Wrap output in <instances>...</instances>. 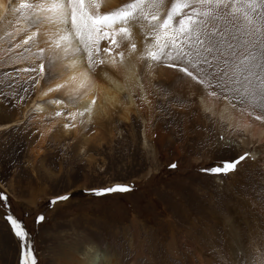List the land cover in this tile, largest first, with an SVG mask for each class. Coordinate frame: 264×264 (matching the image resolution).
Masks as SVG:
<instances>
[{"label": "rangeland", "instance_id": "1", "mask_svg": "<svg viewBox=\"0 0 264 264\" xmlns=\"http://www.w3.org/2000/svg\"><path fill=\"white\" fill-rule=\"evenodd\" d=\"M171 3L165 0L164 8ZM6 15L0 22V125L7 124L0 128V192L8 196L9 207H0V264H21L20 243L5 218L9 214L28 231L37 264H62L72 254L71 263L79 264L76 257L85 247L106 252L115 264H261L264 160L248 156L228 175L201 172L223 160L253 155L251 142L242 144L241 129L207 114L194 95V106L187 107L182 119H169L162 101H154L152 116L130 113L122 120L114 115L89 121L79 133L67 107L52 110L45 99L41 103L47 114L39 116L31 107L39 86L30 77L45 84L43 77L20 71L37 66L38 59L27 60L26 46L6 59L16 49L3 48L15 38L6 31L17 25L12 19L31 13ZM137 37L142 42L141 31ZM162 72L153 83L158 100L165 94L191 95L179 74L168 68ZM214 100L219 106L225 102ZM179 106L166 103L169 112ZM245 111L253 119L264 115L260 108ZM147 124L150 134L144 144L141 133ZM170 163L177 167L169 168ZM116 184L132 190L93 194ZM66 193L68 200L49 207L50 200ZM41 214L45 219L37 223Z\"/></svg>", "mask_w": 264, "mask_h": 264}, {"label": "snow or ice", "instance_id": "2", "mask_svg": "<svg viewBox=\"0 0 264 264\" xmlns=\"http://www.w3.org/2000/svg\"><path fill=\"white\" fill-rule=\"evenodd\" d=\"M164 5L165 0H126L120 7L102 12L100 0H36L35 3L21 0L15 11L28 10L31 15L25 19L36 31L14 47L44 46L38 47L37 59L42 62L20 71L35 72L37 77L47 75L51 79L58 64L64 71L74 72L82 62L86 65L83 75L95 74L98 68L108 63L100 58L101 53L110 55L125 41L131 53L137 52L134 29L139 28L143 42L139 59L147 62L149 68L163 66L171 69L193 92L227 100L233 108L242 105L244 107L238 109L242 113L247 107L264 110V0H172L166 12ZM104 42L108 46L101 48ZM46 50L51 55L45 56ZM69 51L78 55L68 56ZM117 56L120 57L119 63L123 64L125 53L118 52ZM45 59L47 67L43 62ZM111 64L117 65L115 57L111 58ZM30 79L40 83L36 77ZM74 79L75 76L70 77V80ZM62 87L64 85H56L57 89ZM81 87L86 85L81 84ZM54 90L48 89L49 92ZM55 103L65 102L58 99ZM95 103L93 99L92 104ZM90 111V107L85 108L79 116ZM55 115L59 117L62 113L58 111ZM68 115L73 120L77 117L75 112ZM255 119L264 121V115H256ZM248 156L245 153L235 159L223 160L218 166L203 168L201 172L228 175L235 172ZM168 167L176 168L177 165L170 163ZM131 190L130 185L116 184L93 190V194L99 196ZM69 197L68 193L57 195L49 201V207ZM0 201H3L0 207H9L4 192H0ZM5 218L20 243L21 264H37L28 241L29 233L22 221L11 214ZM44 219L41 214L36 222L41 223Z\"/></svg>", "mask_w": 264, "mask_h": 264}, {"label": "bare ground", "instance_id": "3", "mask_svg": "<svg viewBox=\"0 0 264 264\" xmlns=\"http://www.w3.org/2000/svg\"><path fill=\"white\" fill-rule=\"evenodd\" d=\"M30 1H32L33 3L36 2V0ZM20 2L21 0H0V22L4 21L7 11L13 12V10L19 7ZM124 2H126V0H100L101 11L108 12L110 10H114L115 8L120 7ZM168 7L164 8L165 12L167 11ZM24 18L25 17L23 16H17L15 19H12L13 22H17V25L15 27H13L12 25L10 26V28L7 27L6 29L7 33H9L8 35L10 36V38H15H13V40H9V42L7 41L9 45L7 44V42H4L5 44L3 48L11 46L12 50H18H14L15 52L11 53V55H7L6 59L13 58L16 53H19L20 49L24 47L23 46L21 48H15V44L22 42L27 35H29L33 31H36V28ZM139 31V28L134 29V42L137 45V52L131 53L128 42L125 41L121 44L120 48H114L110 55L101 53L100 58L108 61V63L98 68L95 74L83 75L82 73H84L86 65L82 62L77 65V70L74 72H66L63 70V67L58 64L53 72V77L49 79L48 76L45 75L42 79L44 80L45 84H42V82L41 84H38L39 87L36 92V96L31 102L33 111H35V113H37V115L39 116L47 114L46 106L41 103L45 99H48V105L49 103H51L50 106L52 105V110H61L62 108L67 107L69 108V111L71 113H77V117L74 120L75 122H77V128L75 127V129L73 130L75 133H79V130L89 121L96 123L94 121H96L97 119L98 122L99 120L111 118L113 119L114 115H117L118 118L122 120L130 117V113H139L140 115L145 113V115L149 114L148 116H152L154 114H152L154 101H162V111L168 114L169 119H182L180 116L186 115L187 107L189 105L194 106V95L197 96V106L201 107L207 114L214 116L219 121L226 122L228 126H231L234 129H241L245 134V140L243 139L242 144L251 142L250 146L254 149V151L252 152L253 155L249 156L252 157V159L254 158L255 161H263L264 127H261L262 121L260 120L261 122L259 124L256 119L252 118V116L254 115H249L248 111H244L242 113L238 111L237 108H233L231 105H229L226 100L221 106H219V104L217 103L218 100H214L215 97L212 98L205 94L200 95L196 92H193L191 88V95L189 97L183 94H179L180 96L184 97L178 98L173 95L165 94V98H163V100H158L156 98L157 91H154L155 89L153 87V83L156 78L163 73L162 69L165 67L160 66L161 68H155L154 66L152 68H149L147 62H143L139 59V53L143 49V44L140 40V37H137V32ZM116 39L117 41H119V37H116ZM25 46L27 49L30 48L29 54L31 56H28L27 60L34 61L35 59H37V55L39 54L38 47H42L44 45H38L37 48L32 47L31 44ZM107 46V42L101 43V48ZM121 51L125 53L123 64L119 63L120 57L117 56V53ZM48 55H51V53L46 50L45 56ZM67 55L75 56L78 54L69 51ZM112 57H115L117 61V65L115 67L111 64ZM65 61L67 62V57H65ZM41 62L42 61L38 59V65ZM43 62L47 67V59H45ZM22 66H25V63L22 64ZM71 76H75V79L70 80ZM58 84L64 85V87L57 89L56 85ZM81 84L86 85V87H81ZM177 86L178 90L180 91V85ZM50 88L55 90L49 92L48 89ZM173 89L177 90V88L175 87H173ZM58 99L65 100V103L56 104L55 101ZM93 99H95L96 101L95 104H92ZM176 99H178L177 103H175V101H172ZM67 103L71 105H68ZM166 103H173L180 106L176 110L169 112L166 109ZM143 105L145 106L143 107ZM88 107L91 108V111L85 112L84 116L80 117L79 112ZM143 108H145V110H143ZM206 109H211V111H206ZM68 117L70 116L68 115ZM6 125L7 124L0 125V128ZM148 127V124L147 126L144 125L141 133L144 144H146V138L147 136H149L148 133L150 134V128L148 129ZM63 129H65V131L67 132L69 130L68 127H64ZM158 133H161V131H159ZM233 133L235 134V132ZM165 135L166 134L162 133L161 136ZM173 233L174 232L172 231V234L170 235L171 238L173 237ZM80 254L81 256L79 258L78 256L76 257L79 264H115L113 259L114 257L107 255L106 252L104 253L95 247H85L80 252ZM72 255L65 257V259L61 261L62 264H72L75 258V256Z\"/></svg>", "mask_w": 264, "mask_h": 264}]
</instances>
